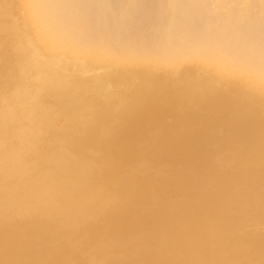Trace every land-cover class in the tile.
<instances>
[{
    "label": "bare ground",
    "instance_id": "1",
    "mask_svg": "<svg viewBox=\"0 0 264 264\" xmlns=\"http://www.w3.org/2000/svg\"><path fill=\"white\" fill-rule=\"evenodd\" d=\"M264 264V0H0V264Z\"/></svg>",
    "mask_w": 264,
    "mask_h": 264
},
{
    "label": "rangeland",
    "instance_id": "2",
    "mask_svg": "<svg viewBox=\"0 0 264 264\" xmlns=\"http://www.w3.org/2000/svg\"><path fill=\"white\" fill-rule=\"evenodd\" d=\"M257 264H259V263H257Z\"/></svg>",
    "mask_w": 264,
    "mask_h": 264
}]
</instances>
